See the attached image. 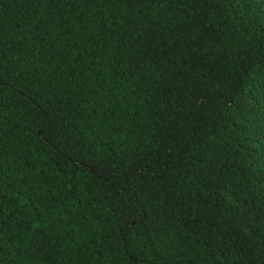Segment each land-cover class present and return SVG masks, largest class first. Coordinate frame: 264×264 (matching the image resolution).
Returning <instances> with one entry per match:
<instances>
[{"label":"trees","instance_id":"1","mask_svg":"<svg viewBox=\"0 0 264 264\" xmlns=\"http://www.w3.org/2000/svg\"><path fill=\"white\" fill-rule=\"evenodd\" d=\"M0 264H264V0H0Z\"/></svg>","mask_w":264,"mask_h":264}]
</instances>
